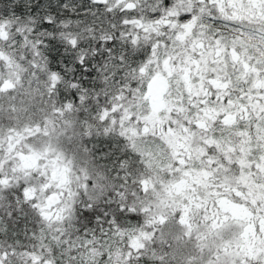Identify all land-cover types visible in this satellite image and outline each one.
<instances>
[{
    "label": "snow or ice",
    "instance_id": "snow-or-ice-1",
    "mask_svg": "<svg viewBox=\"0 0 264 264\" xmlns=\"http://www.w3.org/2000/svg\"><path fill=\"white\" fill-rule=\"evenodd\" d=\"M0 264H264V0H0Z\"/></svg>",
    "mask_w": 264,
    "mask_h": 264
}]
</instances>
